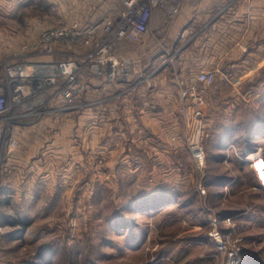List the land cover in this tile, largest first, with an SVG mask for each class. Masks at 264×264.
I'll return each mask as SVG.
<instances>
[{
	"label": "rangeland",
	"instance_id": "374dc122",
	"mask_svg": "<svg viewBox=\"0 0 264 264\" xmlns=\"http://www.w3.org/2000/svg\"><path fill=\"white\" fill-rule=\"evenodd\" d=\"M24 1L0 0V74L21 44L57 25L48 0ZM260 28H253L245 54L264 36ZM259 50L250 51L246 72L215 77L212 83L229 84L210 106V121L203 114L194 121L183 118L190 93L185 98L184 90L172 91L165 103L169 115L153 123L163 139L156 134L143 142L131 139L130 133L141 132L140 123L124 119L126 100L134 96L119 97V87L102 80L92 79L99 87L86 81L78 107L61 123L49 124L56 129L46 132L44 145L53 149L43 162L52 164L31 172L34 161L26 162L42 157L37 148L22 166L0 175V264H264V52ZM230 83L239 86L233 97ZM150 99L159 101L156 95ZM221 103L235 108L216 110ZM158 108L150 107L148 114H158ZM62 129L68 136L57 148L56 131ZM197 133L203 167L190 152L189 140ZM247 153L255 154L248 160Z\"/></svg>",
	"mask_w": 264,
	"mask_h": 264
},
{
	"label": "crops",
	"instance_id": "0c3cea01",
	"mask_svg": "<svg viewBox=\"0 0 264 264\" xmlns=\"http://www.w3.org/2000/svg\"><path fill=\"white\" fill-rule=\"evenodd\" d=\"M16 1L26 2L24 0ZM12 5L9 4V7H6V11L9 13L12 10ZM46 6L49 9L51 6L55 7L53 11L56 14L57 24H66L72 21L88 23L98 20L110 12L122 10L124 2L123 0H48ZM256 26L261 27V31L257 30V32L264 34V0H186L181 11L172 18L164 9H154L149 27L151 33L160 30V34L153 36L152 33L151 38L147 37L149 39L144 37L136 42L124 41L121 44L126 55L139 59L144 78L142 84L127 94L134 97L126 100L125 110L127 114L124 119L130 124H141L140 136L132 137L130 133V138H138L141 142L145 139H153L154 134L157 135V139L164 138L160 134L162 133L161 130L155 128L153 123L155 120L161 122L162 118H166L167 114L169 115V105L165 103L167 100L173 99L172 91L178 90L180 92L191 89L200 94L203 98L201 105L203 119L206 118L210 121V117H213L210 112L214 100L220 98L222 87L229 83L223 85L204 84L205 86L202 85V88L201 82L197 81L196 76L200 71L206 69H217L216 76L221 77L222 75L226 79H228V74L246 72L249 68L246 69L244 64L248 56L252 54L250 51L260 49L259 51L264 52L263 35L256 40L257 44L254 43L253 47H249L248 54L244 52V44L254 40L253 28ZM95 80H92V83ZM87 81L91 83V81ZM96 81L102 83V81ZM101 83H94L93 85L99 87ZM113 85L119 87L117 96H126L121 94L126 88L124 83L119 82L117 84L115 82ZM198 85L202 89H199ZM231 88L233 92L239 93L238 85L237 88H233L231 84ZM151 95H156L159 101L150 99ZM232 95L235 96V92ZM192 101L193 96L190 93L185 103L188 111H190ZM156 106H159L158 109L162 111L158 110L156 115L148 114L149 108ZM227 108L229 110L235 106L232 103H226V105L221 103L220 106L216 107V110L227 111ZM68 112H58L45 116L27 126H15L13 132L20 140V149L16 150L14 159L10 161L3 173H9L16 169L17 165L22 166L21 163L26 162L31 151L32 155L37 154V148H40L42 157L34 160L29 159L26 163L34 161L32 166L28 165L30 170H34L36 167L47 169L52 163L43 162V155L45 156V153L53 148L52 144L44 145L46 132L50 128L55 131L56 126L49 124L57 125L66 120ZM181 115L186 118L182 111ZM231 116L233 115H228V117ZM229 119L231 118L226 120ZM234 121L233 119L231 122ZM168 122L173 121L169 120ZM143 124H147L146 127H151L150 132L144 129ZM174 129L175 126L173 125L169 127L170 132ZM142 130L147 135L142 136ZM66 136H68L67 129L56 131V139L60 140V142L57 140L58 143L57 141L54 142V144L60 145L57 148L65 146V142L61 143V140L66 139ZM57 151L63 152V149ZM53 156L55 155L53 154ZM58 162L64 164L63 161Z\"/></svg>",
	"mask_w": 264,
	"mask_h": 264
},
{
	"label": "built area",
	"instance_id": "2783aa9c",
	"mask_svg": "<svg viewBox=\"0 0 264 264\" xmlns=\"http://www.w3.org/2000/svg\"><path fill=\"white\" fill-rule=\"evenodd\" d=\"M185 1L123 0L124 8L118 12H110L88 23L72 21L49 26L21 44L13 59L1 67L0 175L20 146L13 132L15 126H27L53 113L77 108L87 80L124 83L123 95L142 84L140 61L126 55L121 44L151 38L152 33L153 36L160 34V30L151 33L149 27L153 10L164 9L172 18L181 11ZM217 71L202 70L196 79L210 85ZM189 93L193 96L190 111L185 105L182 111L186 118L194 121L202 115L203 98L191 89L184 90L182 97L186 98ZM189 142L192 158L197 166L203 167L205 151L201 134L193 135ZM259 156L254 160L258 161ZM213 236L220 237L217 232Z\"/></svg>",
	"mask_w": 264,
	"mask_h": 264
},
{
	"label": "snow or ice",
	"instance_id": "6c2138e0",
	"mask_svg": "<svg viewBox=\"0 0 264 264\" xmlns=\"http://www.w3.org/2000/svg\"><path fill=\"white\" fill-rule=\"evenodd\" d=\"M261 179H264V177H261Z\"/></svg>",
	"mask_w": 264,
	"mask_h": 264
},
{
	"label": "bare ground",
	"instance_id": "6f19581e",
	"mask_svg": "<svg viewBox=\"0 0 264 264\" xmlns=\"http://www.w3.org/2000/svg\"><path fill=\"white\" fill-rule=\"evenodd\" d=\"M251 158V157H248V159Z\"/></svg>",
	"mask_w": 264,
	"mask_h": 264
},
{
	"label": "trees",
	"instance_id": "16d2710c",
	"mask_svg": "<svg viewBox=\"0 0 264 264\" xmlns=\"http://www.w3.org/2000/svg\"><path fill=\"white\" fill-rule=\"evenodd\" d=\"M25 229V228H24Z\"/></svg>",
	"mask_w": 264,
	"mask_h": 264
}]
</instances>
